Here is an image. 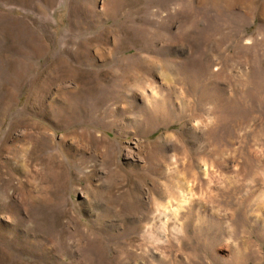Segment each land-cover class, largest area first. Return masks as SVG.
Instances as JSON below:
<instances>
[{
	"label": "rangeland",
	"instance_id": "rangeland-1",
	"mask_svg": "<svg viewBox=\"0 0 264 264\" xmlns=\"http://www.w3.org/2000/svg\"><path fill=\"white\" fill-rule=\"evenodd\" d=\"M263 4L0 0V264H264Z\"/></svg>",
	"mask_w": 264,
	"mask_h": 264
},
{
	"label": "bare ground",
	"instance_id": "bare-ground-1",
	"mask_svg": "<svg viewBox=\"0 0 264 264\" xmlns=\"http://www.w3.org/2000/svg\"><path fill=\"white\" fill-rule=\"evenodd\" d=\"M162 2V1H161ZM223 2V1H222ZM221 2V3H222ZM229 2V1H228ZM247 2H248V0H247ZM214 3V2H213ZM218 4V3H217ZM252 4H253V1H252ZM252 4H251V6H252ZM247 5V4H246ZM218 7V6H217ZM247 7H248V5H247ZM249 10V9H248ZM105 12H107V11H105ZM248 12H250V11H248ZM260 14H261V16H263L264 17V4L262 5V8H261V10H260ZM247 17H248V15H247ZM241 20H244V18H242ZM243 23H244V21H243ZM102 52V51H101ZM102 55V54H101Z\"/></svg>",
	"mask_w": 264,
	"mask_h": 264
}]
</instances>
